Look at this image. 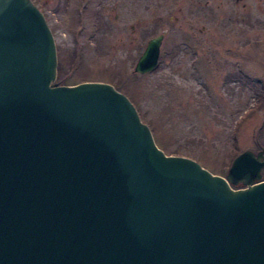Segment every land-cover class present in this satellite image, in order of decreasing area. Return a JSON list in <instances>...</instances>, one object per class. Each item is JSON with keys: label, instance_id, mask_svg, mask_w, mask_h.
Instances as JSON below:
<instances>
[{"label": "water", "instance_id": "95a60500", "mask_svg": "<svg viewBox=\"0 0 264 264\" xmlns=\"http://www.w3.org/2000/svg\"><path fill=\"white\" fill-rule=\"evenodd\" d=\"M56 68L37 7L0 0V264H264L263 151L213 175L158 149L111 84L50 85Z\"/></svg>", "mask_w": 264, "mask_h": 264}, {"label": "rangeland", "instance_id": "374dc122", "mask_svg": "<svg viewBox=\"0 0 264 264\" xmlns=\"http://www.w3.org/2000/svg\"><path fill=\"white\" fill-rule=\"evenodd\" d=\"M30 1L54 37L52 82L111 84L159 148L213 174L245 150L264 155V0ZM158 34L156 69L134 72Z\"/></svg>", "mask_w": 264, "mask_h": 264}, {"label": "trees", "instance_id": "16d2710c", "mask_svg": "<svg viewBox=\"0 0 264 264\" xmlns=\"http://www.w3.org/2000/svg\"><path fill=\"white\" fill-rule=\"evenodd\" d=\"M118 90H120V88L117 86L116 87ZM121 91V90H120ZM261 101H262V103L261 104H264V94H262V96H261Z\"/></svg>", "mask_w": 264, "mask_h": 264}, {"label": "flooded vegetation", "instance_id": "af4514ba", "mask_svg": "<svg viewBox=\"0 0 264 264\" xmlns=\"http://www.w3.org/2000/svg\"><path fill=\"white\" fill-rule=\"evenodd\" d=\"M244 6V5H243ZM243 184H242V182H239L236 186H242Z\"/></svg>", "mask_w": 264, "mask_h": 264}]
</instances>
